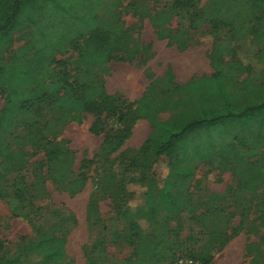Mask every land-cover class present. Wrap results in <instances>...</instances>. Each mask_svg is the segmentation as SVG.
Wrapping results in <instances>:
<instances>
[{
    "label": "rangeland",
    "instance_id": "1",
    "mask_svg": "<svg viewBox=\"0 0 264 264\" xmlns=\"http://www.w3.org/2000/svg\"><path fill=\"white\" fill-rule=\"evenodd\" d=\"M234 1L238 10L231 18L219 17L220 7ZM90 3L95 10L86 14ZM47 11L40 24L0 44V65L13 68L15 60L44 68L51 87L65 77L77 102L96 87L117 98L126 120L136 116L134 103L142 98L151 100L159 123L177 121L184 111L194 113L191 97L174 86L209 80L218 69L226 72L239 104L247 102L251 85L264 83V0H80L71 14L87 25L75 20L68 25ZM95 29L110 40L128 41L135 57L125 59L116 49L105 65L108 70L101 71L83 50ZM18 52L22 59L15 58ZM8 85L0 88V119ZM80 116L73 121L59 104H48L20 113L14 128H0V192L24 200L17 204L20 215L0 196V260L52 264L36 247L52 237L65 240V259L57 264H179L186 257L250 264L264 257V227H257L264 220L260 119L236 140L219 127L212 129L224 158L215 153L207 161L145 151L144 142L154 133L145 118L133 123H119L107 113L97 118L90 101ZM36 120L40 123L33 125ZM31 136L42 145L30 142ZM118 137L121 144L101 154L102 145ZM203 137L193 140L200 143ZM60 141L69 148L62 166L51 153L58 152ZM174 161L195 173L190 191L177 196L175 211L168 208L148 221L142 216L147 184L154 179L164 188Z\"/></svg>",
    "mask_w": 264,
    "mask_h": 264
},
{
    "label": "trees",
    "instance_id": "2",
    "mask_svg": "<svg viewBox=\"0 0 264 264\" xmlns=\"http://www.w3.org/2000/svg\"><path fill=\"white\" fill-rule=\"evenodd\" d=\"M78 1L80 0H44L42 2L41 0H0V44L9 42L14 33L40 24V17L48 14L47 10L49 9H52L59 19L66 20L68 25L71 20L87 25V20H83L82 17L75 18L76 16L71 14ZM238 2L224 3L219 9L218 16L230 19L238 10ZM95 7L94 3H90L86 14L92 13ZM207 19L211 20L210 16ZM101 32L97 29L93 30L83 45V50L87 52V59L101 71L108 70L105 65L112 58V54L118 52L115 51L116 49H122L125 59L135 57V51L130 48L128 41L110 40L107 35L102 36ZM162 35V32L158 33L159 37ZM62 41L63 39L58 45L55 43L57 46H54V49H57ZM72 43L74 45L76 41ZM19 53L15 54V58L18 55L22 59ZM14 63L13 68L0 65V88L3 89L5 82L9 84L3 90L7 93V101L0 119V128H14L20 124L17 119L20 113L30 114L41 110V106L48 104H59L62 114L66 113L71 120L79 122L84 105L90 101L96 111L97 118L103 113H107L108 116H114L119 123H133L138 118L147 119L153 126L154 133L144 142L143 147L145 151H152L156 157L181 155L188 159L208 161L216 155L215 153L221 157L224 155L222 152L224 148H217L212 139L210 132L212 129L219 127L224 134L232 135L236 140L239 139L237 134L250 132L258 119H260L261 125L264 124V83L251 85L247 102L239 104L226 80V72L221 69H218L209 80H191L182 85H175L174 89L177 92L187 93L191 97L195 104V111L194 113L184 111L183 117L181 116L177 121L163 124L156 120L157 110L152 107L149 98H142L134 103L136 116L126 120L122 109L117 106V98L106 97L96 87H92L91 93H88L85 98L81 94L80 101L77 102L75 89L65 81V77L54 83V87H51L50 83H45L44 68L31 69L28 64L18 65L15 60ZM8 74L11 77L5 81V76ZM13 83L16 87L11 89L10 84ZM87 89L86 91H88ZM38 121L36 120L33 125H38L40 123ZM93 128L96 129V126ZM259 130H262V127ZM198 134L204 136L200 143L193 140V137ZM29 140L33 144L42 145V141L40 142L34 136H31ZM121 142L122 140L118 137L116 140L105 143L100 149L101 154L114 150ZM59 144L61 147L58 152L51 153L57 158L58 166H62L64 157L69 153V148L66 141H60ZM194 176L195 173L192 170L178 164V161L170 163L164 188H158L154 179L149 180L147 184L148 197L145 208L142 210V216L153 222L162 211L168 208L175 211L177 196L189 193L190 182ZM157 193L158 195H156ZM0 196L11 211L22 214V208L17 207L19 201L22 200L20 194L12 197L8 192L2 190ZM257 227H264V220ZM37 234L40 238L43 237L40 228H38ZM64 245V238L52 237L49 240L41 241L36 247L43 252L42 258L45 261L57 264L65 259ZM191 259L194 258L191 257ZM197 259L202 264H209V260L206 258L197 257ZM14 263L15 261L0 260V264ZM89 264H97V262L90 260ZM250 264H264V257L258 255Z\"/></svg>",
    "mask_w": 264,
    "mask_h": 264
},
{
    "label": "built area",
    "instance_id": "3",
    "mask_svg": "<svg viewBox=\"0 0 264 264\" xmlns=\"http://www.w3.org/2000/svg\"><path fill=\"white\" fill-rule=\"evenodd\" d=\"M179 264H202L198 260L191 259L189 257L184 258Z\"/></svg>",
    "mask_w": 264,
    "mask_h": 264
}]
</instances>
